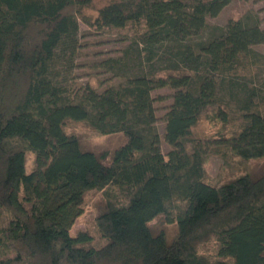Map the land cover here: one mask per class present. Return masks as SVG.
<instances>
[{
	"label": "trees",
	"instance_id": "1",
	"mask_svg": "<svg viewBox=\"0 0 264 264\" xmlns=\"http://www.w3.org/2000/svg\"><path fill=\"white\" fill-rule=\"evenodd\" d=\"M95 1L0 0V264H264V28L246 16L202 37L232 0ZM80 22L130 41L100 64L120 78L103 90L73 84ZM78 123L123 141L84 147ZM212 156L244 171L212 180ZM89 194L101 243L72 233Z\"/></svg>",
	"mask_w": 264,
	"mask_h": 264
},
{
	"label": "rangeland",
	"instance_id": "2",
	"mask_svg": "<svg viewBox=\"0 0 264 264\" xmlns=\"http://www.w3.org/2000/svg\"><path fill=\"white\" fill-rule=\"evenodd\" d=\"M101 4V0L95 1L97 7ZM87 13L96 15L95 11ZM246 16L254 19L257 18L264 28V0H232L217 17L207 18L209 27L202 33V37L207 38L212 27L224 26L230 19L244 18ZM129 44L130 41L123 39L119 34H114L109 31H99L80 22L79 51L76 59V67L73 72V84L76 87L84 86L88 82L96 87H99L100 84L101 90H103L105 87L119 82L120 78L101 69L99 66L108 58L122 56ZM254 49L264 55V44L257 45ZM250 77H252V75ZM252 79L256 84L264 83V67L256 70ZM172 93L170 89H162L154 92V97L156 98L155 108L158 116L157 127L161 139V149L164 153H166L169 148L164 141V123L161 118L172 103ZM220 128L221 126H219V124L207 119H202L195 132L197 136L207 138L215 136V133H217ZM67 131L77 133L84 147H90L101 153L112 151L114 147L123 141L121 135H100L85 123L69 126ZM28 160V169H31L34 155L29 154ZM260 161L261 160L249 162L247 163V167L257 169L262 165L258 163ZM207 168L210 178L212 180H217V182H222L244 171L242 167H239L237 164L223 168V160L215 156L209 157ZM98 196L99 194H89L86 197L84 212L77 219L72 233L76 234L78 231H88L94 234L97 239L96 242L101 243L103 240L98 235L95 220ZM150 225L156 231L163 229L169 241L175 237L177 232L176 223L168 224L161 217L153 220Z\"/></svg>",
	"mask_w": 264,
	"mask_h": 264
}]
</instances>
